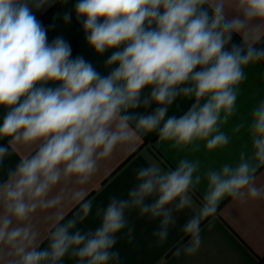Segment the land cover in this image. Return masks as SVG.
Wrapping results in <instances>:
<instances>
[{"label": "clouds", "instance_id": "clouds-1", "mask_svg": "<svg viewBox=\"0 0 264 264\" xmlns=\"http://www.w3.org/2000/svg\"><path fill=\"white\" fill-rule=\"evenodd\" d=\"M54 2L0 0V106L6 109L0 138H7V144L0 145V164L10 146L16 150V145H39L0 184V248L18 257L10 264H57L70 250L81 264H107L119 258L111 249L115 234L126 225V209L137 207L142 215L163 217L157 235L166 239L170 206L179 211L192 205L189 192L201 181L199 175L193 178L198 161L183 159L168 172L156 165L140 169L129 199L113 197L100 227L70 231L91 211L92 202L87 201L84 214L57 225L43 250L29 223L31 215L38 207L60 203L59 195L47 197L62 179L74 177L86 184L98 160L135 134L132 121L145 132L159 128L160 140L172 141L174 147L196 140L206 141L208 150L227 145L229 138L219 125L235 111L244 68L264 59V48L228 45L249 22L264 21V0H77L74 11L88 46L98 55L115 49L105 61L111 68L107 75L83 56L72 58L71 45L62 36L48 41L33 9ZM229 10L237 15L228 18ZM71 18L70 12L63 14L65 23ZM181 95L194 96L197 102L178 118L165 120ZM153 104L148 114L134 111ZM249 132L253 159L264 163V101L252 111ZM258 167L242 154L235 167L225 164L205 173L204 204L184 226L192 236L188 252L200 243L201 221L217 212L224 197L243 201L264 194L254 184ZM153 195L155 201L146 204Z\"/></svg>", "mask_w": 264, "mask_h": 264}, {"label": "crops", "instance_id": "crops-1", "mask_svg": "<svg viewBox=\"0 0 264 264\" xmlns=\"http://www.w3.org/2000/svg\"><path fill=\"white\" fill-rule=\"evenodd\" d=\"M75 3L77 0H55L51 6L33 11L47 29L49 42L62 36L71 45L72 58L83 56L98 72L107 75L111 68L105 66V61L115 49L98 55L88 46L83 27L76 19ZM66 12H70L72 17L68 23L63 20ZM226 15L234 18L237 13L229 10ZM232 43L264 48V21L249 22L241 34H233L229 48ZM244 73L246 78L238 86L235 111L226 123L219 125L220 131L229 138L227 145L208 150L206 141L196 140L187 146L174 147L172 141L160 140L159 128L145 132L136 129L135 121L130 122L135 134L119 142L110 156L98 160L97 170L86 184L77 183L74 177L62 179L47 197L52 199L59 195L60 203L48 208L38 207L31 215L29 223L38 234L39 250L48 247L51 233L57 225L84 214L82 205L87 201L92 202L91 211L83 221L77 222L71 232L79 230L86 233L100 227L103 210L113 197L129 199L130 190L139 183L137 173L140 169L156 165L162 172H168L175 170L181 160L187 159L199 162L198 171L193 178L201 176L200 183L189 192L192 205L179 211L170 206L173 207V212L167 227V237L163 241L157 235L161 230L163 217H153L150 213L142 215L137 207L126 209V225L115 234L116 243L111 249L119 254V258L110 260L107 264H264V194L258 198L245 197L243 201L224 197L217 212L201 221L200 243L193 252L187 251L192 246V236L184 230L186 223L200 212L204 204L203 197L208 188L205 173L208 171H218L225 164L235 167L243 154L252 163L259 164L254 184L257 188L264 189V163L253 159L254 149L249 132L252 111L264 101V59L248 64ZM58 84L59 82H49V86ZM147 92L148 89L145 94ZM205 101L206 98H203L199 103L202 105ZM196 102L194 96L177 97L169 106L165 120L169 116L178 118ZM155 107V104L151 107L141 106L134 111L148 114ZM5 114L6 109L0 106V125ZM162 124L163 122L161 126ZM6 144L7 138H0V145ZM38 146L16 145V150L10 146V154L0 164V184L8 180L9 171L15 169L21 158L34 154ZM156 198L155 195L148 197L145 203L151 204ZM209 224L212 225L211 228ZM8 253V248H0V264H10L18 259ZM41 264H49V261H42ZM57 264H81V261L70 250Z\"/></svg>", "mask_w": 264, "mask_h": 264}]
</instances>
